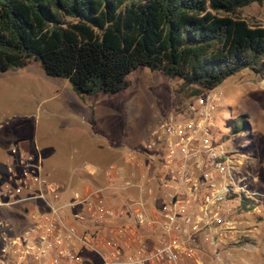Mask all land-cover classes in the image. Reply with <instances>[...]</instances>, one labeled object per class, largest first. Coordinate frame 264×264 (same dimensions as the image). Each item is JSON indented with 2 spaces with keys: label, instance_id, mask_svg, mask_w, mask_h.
<instances>
[{
  "label": "built area",
  "instance_id": "built-area-1",
  "mask_svg": "<svg viewBox=\"0 0 264 264\" xmlns=\"http://www.w3.org/2000/svg\"><path fill=\"white\" fill-rule=\"evenodd\" d=\"M215 97L205 92L160 120L101 170L103 186L85 191L51 181L36 155L10 148L0 207L19 206L24 223L1 226L0 264H232L233 245L251 247V229L235 216L253 191L239 150L215 136Z\"/></svg>",
  "mask_w": 264,
  "mask_h": 264
},
{
  "label": "trees",
  "instance_id": "trees-1",
  "mask_svg": "<svg viewBox=\"0 0 264 264\" xmlns=\"http://www.w3.org/2000/svg\"><path fill=\"white\" fill-rule=\"evenodd\" d=\"M263 2L0 0V73L35 62L92 96L124 90L146 68L181 80L190 101L243 70L264 72V26L240 15Z\"/></svg>",
  "mask_w": 264,
  "mask_h": 264
},
{
  "label": "rangeland",
  "instance_id": "rangeland-1",
  "mask_svg": "<svg viewBox=\"0 0 264 264\" xmlns=\"http://www.w3.org/2000/svg\"><path fill=\"white\" fill-rule=\"evenodd\" d=\"M240 15L247 22L264 26V2L242 8ZM24 68L0 75V158L10 146L24 143L42 156L48 171L55 166L76 165V151L81 159L94 158L96 142L119 150L121 158L124 152L146 141L160 120L190 98L179 95L181 80L136 68L126 77L128 86L124 90L116 94L78 95L83 104L67 103L61 95V81L71 88L66 80L57 78L56 88L40 90L36 85L39 80L44 82V74L39 64L29 62ZM7 77L13 78L7 81ZM211 91L217 102L215 132L224 147L239 150V175L253 191L250 200L241 198L235 216L242 227L251 229V247L244 240L233 245L225 258L232 264H264V72L243 70ZM53 94L55 98L51 97ZM73 96L78 100L76 94ZM91 127L94 134L89 132ZM1 165L0 162V168ZM231 175L233 179L238 177L233 172ZM20 215L19 206L0 207V228L3 223L19 228L24 223Z\"/></svg>",
  "mask_w": 264,
  "mask_h": 264
},
{
  "label": "crops",
  "instance_id": "crops-1",
  "mask_svg": "<svg viewBox=\"0 0 264 264\" xmlns=\"http://www.w3.org/2000/svg\"><path fill=\"white\" fill-rule=\"evenodd\" d=\"M22 69H25V68H22ZM22 69H19L18 71L20 72ZM1 74H3V73H0V75ZM11 79L8 77L6 78L7 81H9ZM42 81H44V82H41V80H39V82H37L38 84L36 85V87L40 88V90L46 89L48 87L56 88L54 83H57V78L51 79L50 77H47L44 75V78L42 79ZM50 83H52V84H50ZM61 85H64V86H62L63 91H62L61 95L64 96V99H66L67 103L72 102L74 104H80V105L83 104V100L81 98H78V95L71 88L67 87L65 85V83H63L62 81H61ZM51 92L56 93L55 90H53ZM74 94H76V97L78 98V100L80 99L79 103H78V100L73 96ZM51 97L55 98L56 96H55V94H53ZM83 107H84V105H83ZM214 121H215V117H214ZM88 125H89V123H88ZM215 131L217 132V130H215ZM89 132L93 133L92 127L90 128ZM216 132H215V136L219 137V134H217ZM12 147L24 149L25 151H28V152L36 155L40 159L41 167L44 170L45 175L51 181L58 183L62 187H69L71 189H76V190H80V191H85V190L90 189V188L95 187V186H97V187L103 186L104 185V179H103V176L101 174V170L107 164H109L111 162H117V163L120 162V158H118L119 150H117L115 148L102 147L99 143L96 142L95 146H94V151H93V155H95L94 158H89V159L83 158V159H81L77 156V155H79V152L76 151V165H70L68 167H65V166L57 167V166H55V167H52L48 171L45 168L42 156L40 154H38L37 151L35 149H33L31 146L28 147V145H26L24 143H19L17 145L10 146V148H12ZM7 153H8V151L1 155V158H0L1 163H2L4 157L6 156ZM86 164L88 165V167H85ZM0 170L3 171V167L0 168ZM10 217H11V215H10ZM1 219L3 220V218H1ZM16 222L18 223V225H20V223L18 222L17 219H16ZM16 222L14 225H16ZM19 227H21V226H19ZM14 230H16V229H14Z\"/></svg>",
  "mask_w": 264,
  "mask_h": 264
}]
</instances>
